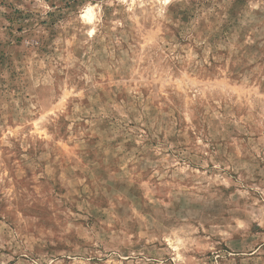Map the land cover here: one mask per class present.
Returning <instances> with one entry per match:
<instances>
[{
	"label": "rangeland",
	"instance_id": "1",
	"mask_svg": "<svg viewBox=\"0 0 264 264\" xmlns=\"http://www.w3.org/2000/svg\"><path fill=\"white\" fill-rule=\"evenodd\" d=\"M0 264H264V0H0Z\"/></svg>",
	"mask_w": 264,
	"mask_h": 264
}]
</instances>
